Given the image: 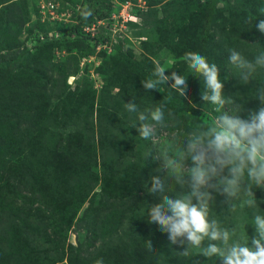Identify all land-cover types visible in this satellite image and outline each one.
I'll return each mask as SVG.
<instances>
[{
	"label": "trees",
	"instance_id": "trees-1",
	"mask_svg": "<svg viewBox=\"0 0 264 264\" xmlns=\"http://www.w3.org/2000/svg\"><path fill=\"white\" fill-rule=\"evenodd\" d=\"M105 2L92 0L80 11V19L92 17ZM261 5L264 0L180 2V12L192 15L213 11L222 22V31L205 33L198 31L199 24L194 23L189 26L188 34L179 31V39L187 52L200 53L209 63L217 65L224 84L223 95L240 106L246 117L260 106L252 93L264 82V69L258 70L248 84L241 83L238 71L229 65L228 49L234 48L249 59L264 49V33L256 27L264 19L258 12ZM103 17L99 13L98 18ZM214 22L212 27L216 28ZM72 31L76 33L77 26ZM25 53L29 51L16 50L11 56H0L5 78L0 89L22 68ZM135 69L142 81L147 80L144 68ZM48 83L49 80L38 78L26 85V91L42 92ZM189 85L191 101L200 99L202 80L192 77ZM160 86L143 92L141 81L133 84L131 101L135 100L140 111L164 104L163 126L181 124L186 133H191L204 125L199 111L160 92ZM149 91L155 93L146 97L147 92L151 94ZM27 94L3 100L6 125L0 134V149L9 158L0 161V264H94L100 258L104 264H221L218 257L196 255L198 250H193L190 257L182 256L180 252L184 249L171 245L167 234L148 222L150 204L139 210L128 208V204L137 206L134 200L137 190L148 186L151 177L157 176L158 167L157 159L153 158L157 153L152 138H141L133 128L136 113L126 129H116L117 136L125 130L122 141L117 138L116 142H110L113 133L100 125L96 146L85 123L82 129L79 123H65L64 116L53 111L50 114L49 108H43L44 104L36 103L37 99ZM217 113L215 107L214 114ZM64 123L74 124L76 129H67ZM81 138L85 140L72 144V140ZM120 181L128 183L130 188L125 190ZM213 197L211 218L217 219L222 227H237L238 233L247 235L250 241L255 229L246 223L251 222L254 212L264 214V201L255 198L259 208L238 207L228 212V205L223 203L225 197L217 193ZM73 225L81 229L74 243L68 241ZM207 243L204 241L202 246Z\"/></svg>",
	"mask_w": 264,
	"mask_h": 264
},
{
	"label": "rangeland",
	"instance_id": "rangeland-1",
	"mask_svg": "<svg viewBox=\"0 0 264 264\" xmlns=\"http://www.w3.org/2000/svg\"><path fill=\"white\" fill-rule=\"evenodd\" d=\"M91 1L0 2V56H11L16 50L29 51L21 59L22 68L15 72L7 86L0 89V134L6 125L3 100L19 98L26 92L37 99L36 103L44 104L43 108H49L50 114L53 111L58 116H64L65 123H79L80 129L85 123L94 136L96 146L100 125L113 133L110 142H116L117 138L122 141L125 130L117 136L116 129H126L133 122L134 113L126 110L125 103L133 98L130 97V87L142 81L135 67L144 68L148 74L146 79H149L157 65L166 69L165 75L176 72L185 76L188 82L187 95H181L172 88L174 81L171 80L161 84L159 91H164L178 103L187 102L194 111H199L202 123L210 125L219 113L214 114L216 106L201 98L191 101L189 81L198 74L190 70L183 59L187 51L184 42L179 39V31L188 34L189 26L194 23L199 24L198 31L202 30V33L222 31V22L216 18L217 14L208 10L193 12L192 15L180 12L182 0H106L99 12L85 20L80 19V11ZM99 13H103L104 17L98 18ZM212 22L217 24L216 28L212 27ZM74 26H77L76 33L72 31ZM250 43L253 44V41ZM38 78L49 80L46 89L42 92L26 91V85ZM4 81V70L0 69V83ZM149 92L151 94L147 92L146 97L155 93ZM230 109L229 102L222 110L230 113ZM238 114L242 119L247 118L243 110ZM65 126L76 129L74 124ZM188 135L181 124L156 126L152 137L156 153L170 146L179 147ZM84 140H72V144L78 145L76 143ZM2 153L0 149V161L7 160L9 156ZM157 163L158 169L161 161L157 160ZM187 166L191 167L190 161ZM156 172L157 176H164L163 170ZM120 183L125 190L130 188L128 183ZM150 187L151 181L147 187L134 191L137 193V199H134L137 206L128 204L130 210L160 202L158 195L148 191ZM173 188L169 192L173 198L177 192L189 191L174 182ZM254 197L264 201V188L256 187ZM78 232L81 229L73 225L68 241L74 243Z\"/></svg>",
	"mask_w": 264,
	"mask_h": 264
},
{
	"label": "clouds",
	"instance_id": "clouds-1",
	"mask_svg": "<svg viewBox=\"0 0 264 264\" xmlns=\"http://www.w3.org/2000/svg\"><path fill=\"white\" fill-rule=\"evenodd\" d=\"M258 12L264 16V5ZM256 27L264 33V19L259 20ZM228 53L229 65L238 71L237 77L243 84H248L258 70L264 69V49L252 59L234 48L228 49ZM183 59L202 80L201 99L216 106L219 115L210 125L195 128L179 147L164 148L153 157L161 161L157 171L163 170L164 176L151 177L148 191L158 195L160 202L147 208L148 222L158 225L171 245L182 247L180 254L184 257L198 250L196 255L209 259L218 257L221 264H264V214L254 212L251 222L246 223L255 229L250 241L247 235L238 233L237 227H222L210 216L213 192L225 197L223 203L228 205V212L238 207L259 208L253 189L264 188V82L252 93L260 106L242 119L238 114L241 107L223 95L224 84L217 65L197 52H187ZM165 71L157 65L150 78L141 81L143 88L157 90L158 85L171 80L174 81L172 88L187 95V78L176 72L168 76ZM230 101V113L221 111ZM125 107L128 112L137 114L133 128L145 140L155 135L157 125L164 124V104L140 111L133 100L125 103ZM168 115L171 117L172 113ZM189 161L191 167L187 166ZM173 182L189 191L177 192L173 198L169 195L170 190H174ZM204 241L208 242L207 246H202ZM94 264H104L103 259L95 260Z\"/></svg>",
	"mask_w": 264,
	"mask_h": 264
}]
</instances>
